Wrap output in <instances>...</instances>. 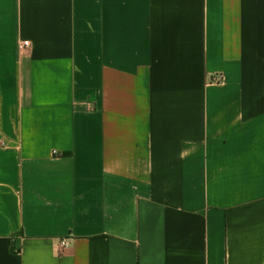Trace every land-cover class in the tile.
<instances>
[{"label": "crops", "instance_id": "crops-1", "mask_svg": "<svg viewBox=\"0 0 264 264\" xmlns=\"http://www.w3.org/2000/svg\"><path fill=\"white\" fill-rule=\"evenodd\" d=\"M0 264H264V0H0Z\"/></svg>", "mask_w": 264, "mask_h": 264}, {"label": "built area", "instance_id": "built-area-1", "mask_svg": "<svg viewBox=\"0 0 264 264\" xmlns=\"http://www.w3.org/2000/svg\"><path fill=\"white\" fill-rule=\"evenodd\" d=\"M23 46L27 47L28 46V42H24ZM58 244H59L60 248L66 249L68 247V245H69L68 244V239H61V240H59Z\"/></svg>", "mask_w": 264, "mask_h": 264}]
</instances>
